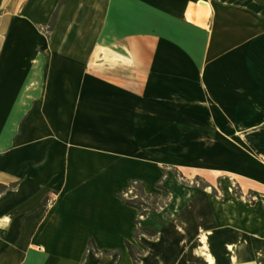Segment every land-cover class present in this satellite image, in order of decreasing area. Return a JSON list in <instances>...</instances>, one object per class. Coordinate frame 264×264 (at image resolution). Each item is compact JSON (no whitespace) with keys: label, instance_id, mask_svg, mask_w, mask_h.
<instances>
[{"label":"crops","instance_id":"obj_1","mask_svg":"<svg viewBox=\"0 0 264 264\" xmlns=\"http://www.w3.org/2000/svg\"><path fill=\"white\" fill-rule=\"evenodd\" d=\"M194 1L0 0V264H135L126 241L146 239L135 235L138 208L118 193L132 178L156 190L160 163L202 117L96 73L80 51L89 39L76 27L88 20L78 14L101 9L135 28L124 40H149V54L135 45L134 69H264V0H210V32L199 35L182 21ZM144 26L185 32L144 35ZM171 182L174 200L145 215L159 233L140 264H264V194L227 189L217 199Z\"/></svg>","mask_w":264,"mask_h":264},{"label":"rangeland","instance_id":"obj_2","mask_svg":"<svg viewBox=\"0 0 264 264\" xmlns=\"http://www.w3.org/2000/svg\"><path fill=\"white\" fill-rule=\"evenodd\" d=\"M78 16L81 21L88 20L86 26L80 23L76 27L80 35L83 34L81 39H89L79 42L80 51L96 73L172 100L202 117L199 131L175 153L172 162L160 163V176L154 183L156 190L148 192L146 180L132 178L136 180L134 183H145L146 192L158 193L157 200L162 205L151 211L160 213L174 200L168 186L171 181L198 187L217 199L218 194H226L227 189L242 198L264 194V167L259 160L264 156V69H208L207 73L205 69H200L201 73L193 72L197 69H134L135 45L149 54V40L137 43L124 40V33L130 28L134 33L135 28L120 27L101 9L82 8ZM211 18L212 15L205 26L187 22L185 17L182 21L192 35H199L205 30L210 32ZM141 28L144 35H150L152 29L159 35L177 33L182 36L185 32L182 26H158L157 30L150 26ZM167 45L160 42L159 48ZM255 54L251 62L258 65L262 61V52L256 50ZM227 152L233 153L235 158H224ZM218 158L223 166L219 169ZM224 179L229 180L230 185L229 182L224 184ZM138 189L132 186L122 192L126 197H137ZM145 218V215H139V225H145ZM156 222L163 224V219ZM139 232L142 231L139 229ZM142 234L146 239L144 243H151L157 237ZM135 243L142 251L139 255L146 253L138 241ZM63 264L68 263L64 261Z\"/></svg>","mask_w":264,"mask_h":264},{"label":"trees","instance_id":"obj_3","mask_svg":"<svg viewBox=\"0 0 264 264\" xmlns=\"http://www.w3.org/2000/svg\"><path fill=\"white\" fill-rule=\"evenodd\" d=\"M135 179H129V186L124 187L123 192L128 191V189H132V186L138 187L139 192L137 197H126L123 192L118 193V195L128 204L134 205L138 208L139 215H147L152 209H157L162 205L161 203H158L157 197L158 193H148L145 190V183H134ZM153 196L152 199H150ZM47 201V198L44 199V203ZM136 222L138 223V229L136 230V237L139 236V229L142 232H145L151 236L157 235L159 233V229L156 227H152L149 225H139V217L136 219ZM127 246L129 248L130 254L133 257L135 264H140V253L142 252L140 249L136 248V245L131 240H127ZM90 243H94L93 239H90ZM141 246H143L144 250H147L148 247L144 243H140ZM96 251H100V249L97 247L96 244H94ZM104 253H109L110 249H103Z\"/></svg>","mask_w":264,"mask_h":264},{"label":"built area","instance_id":"obj_4","mask_svg":"<svg viewBox=\"0 0 264 264\" xmlns=\"http://www.w3.org/2000/svg\"><path fill=\"white\" fill-rule=\"evenodd\" d=\"M207 7H208L207 3L200 1V0H196L193 2V4L190 7L193 9V14L196 17V19L187 16V14H186L187 12H185L184 17L186 18L187 21L192 22L194 24H198V25L207 24L208 21L210 20V16H211V10H212L211 9V3L209 4V11H208L207 15L205 16V18L203 19V21H205V22L202 23L201 20L197 18V17L202 15L201 13L198 12V10H201L202 8H207ZM190 8H187V10H189Z\"/></svg>","mask_w":264,"mask_h":264},{"label":"bare ground","instance_id":"obj_5","mask_svg":"<svg viewBox=\"0 0 264 264\" xmlns=\"http://www.w3.org/2000/svg\"><path fill=\"white\" fill-rule=\"evenodd\" d=\"M200 1H203V2H205V3L208 4V7H207V8H202L201 10H198V12L201 13L202 15L199 16V17H197V18L200 19L202 23H204L205 21H203V19L205 18V16L207 15V13H208V11H209V4L211 3V1H210V0H200ZM192 4H193V2H191L190 6H189L188 8H190ZM186 12H187V13H186L187 16L196 19V17H195L194 14H193V9H192V8H190V9L187 10ZM201 249H202V251H203L204 253H206L208 256L212 257L211 252L209 251L207 244H204V246H202Z\"/></svg>","mask_w":264,"mask_h":264}]
</instances>
